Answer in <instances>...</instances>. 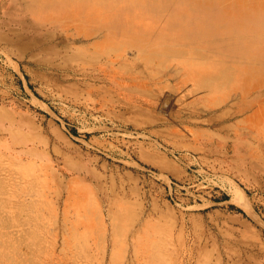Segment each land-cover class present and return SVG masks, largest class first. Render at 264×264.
<instances>
[{
    "label": "rangeland",
    "instance_id": "obj_1",
    "mask_svg": "<svg viewBox=\"0 0 264 264\" xmlns=\"http://www.w3.org/2000/svg\"><path fill=\"white\" fill-rule=\"evenodd\" d=\"M64 10L0 1V264H264V131Z\"/></svg>",
    "mask_w": 264,
    "mask_h": 264
},
{
    "label": "bare ground",
    "instance_id": "obj_2",
    "mask_svg": "<svg viewBox=\"0 0 264 264\" xmlns=\"http://www.w3.org/2000/svg\"><path fill=\"white\" fill-rule=\"evenodd\" d=\"M23 1L36 16L52 6L71 9L65 22L82 35L84 46L114 38L120 30L138 36L141 42L132 46L136 57L160 58L165 63L160 72L199 86L202 98L229 87L225 109L221 106L227 121L246 114L245 128L264 131V108H249L264 102V0ZM41 22L43 27L51 20L45 16Z\"/></svg>",
    "mask_w": 264,
    "mask_h": 264
}]
</instances>
